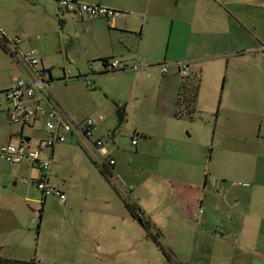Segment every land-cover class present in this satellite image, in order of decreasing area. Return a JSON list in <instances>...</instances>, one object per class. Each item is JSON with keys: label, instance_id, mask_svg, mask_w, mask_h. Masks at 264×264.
<instances>
[{"label": "rangeland", "instance_id": "1", "mask_svg": "<svg viewBox=\"0 0 264 264\" xmlns=\"http://www.w3.org/2000/svg\"><path fill=\"white\" fill-rule=\"evenodd\" d=\"M156 1L163 10L161 18L157 17L166 21L167 26L184 16L181 20L186 24L177 35L176 29L173 30L179 43L175 38L171 40L168 57L178 55L183 45L189 48L190 52L183 58L190 62V66L189 62H183L188 66V74L184 78L177 74L188 87L199 81L195 101L188 104L181 88L178 106L163 102L162 88L158 84L161 76L155 75L153 70V75L145 79L147 84L142 85L144 98L133 94L127 100V116L118 126L114 102H120H112L102 93L83 96L84 92H79V84L85 86L81 79L64 83L61 77L57 82L60 94L67 96V91L76 94L77 106L80 95L81 100L93 101L104 114L96 132L110 136L108 144L104 145L107 144L106 150L108 148L117 161L116 176H103L91 151H85L83 144L71 139L56 147L50 174V183L65 185L70 190L66 193L69 197L62 202L56 195H50L43 204L35 186L28 188L19 182L21 177L30 180L34 171L20 167L18 172H13L12 166L0 161V257L34 264H169L152 238L146 236L123 206L118 194L132 184L137 185L136 191L144 198L151 192L145 205L153 204L152 214L154 218L158 215L159 223L154 227L162 234L160 243L174 256L175 262L264 264V259L257 260L249 252L246 236L229 234L216 239L199 238L193 228H168L171 225L167 218L169 210L162 211L169 209L162 205L164 199L169 201L170 187L187 183L185 177L188 175L200 177L205 169L209 172L215 165L210 163V156L214 159L216 153L229 157L232 163L224 164L222 169L231 181L210 185L217 186L216 192L228 187L233 193H243L253 188L252 176L246 172L241 174L239 166L252 163L255 169L259 168L260 175L264 171V145L256 144L254 139L259 127L264 137V0H146L145 9L149 5L153 7ZM30 3L28 0L15 3L0 0V30L9 39L17 42L20 39V48L25 50L22 39L17 36H21L20 27L24 26L25 37L32 41L30 47L43 57L48 51L46 45H51L47 39L55 41L59 27L45 19ZM54 19L57 20L56 13ZM149 20L152 23L153 19ZM187 24L196 32L195 40L188 44ZM166 39L165 36L158 57L167 53ZM71 40L73 54L68 55L65 64L59 44L57 51L46 57V64L52 66L55 76L63 75L61 68L65 66L74 76L80 73L82 47L76 39ZM234 48L243 49L245 55L237 57ZM259 48H263L262 53ZM85 66L88 69V63ZM19 71L17 63L0 47V88L23 78ZM222 88L225 91L221 99ZM2 101L0 130L4 131L1 134L9 125H14L3 113L7 104ZM77 114L78 111L74 115L77 117ZM44 128L45 120H38L37 131L32 135L38 136V130ZM134 131L139 132L137 146L132 143ZM171 147L177 149L172 151ZM232 150L237 153H231ZM101 151L104 157L103 149ZM98 160L102 161L99 157ZM262 177L259 176L260 184ZM14 181L17 186H13ZM260 184L257 190L261 189ZM224 200H217L218 208H225V202L231 204V198ZM177 250L184 255L179 256Z\"/></svg>", "mask_w": 264, "mask_h": 264}, {"label": "crops", "instance_id": "2", "mask_svg": "<svg viewBox=\"0 0 264 264\" xmlns=\"http://www.w3.org/2000/svg\"><path fill=\"white\" fill-rule=\"evenodd\" d=\"M7 1H9V3H15V1L17 2L18 0ZM19 1L26 2V0ZM28 1L31 2L30 4L33 5L35 9H39L40 14H42L45 19L49 20L51 23H54L55 26L57 23L59 27V32L57 33L56 40L54 41L52 38L47 39L49 43H51V45H46V50L48 51L45 52V55L43 56L45 59L40 55V52H38L42 60L40 67H43L48 72L47 75H50L52 79L49 87L51 89L50 93L52 94L53 99L58 102V106L62 110V113L65 116L66 120L80 123L87 118H93L94 121L93 131L91 135L92 137L90 140H85L83 136L80 137L75 132L68 131L65 133V142L57 143L50 149L41 150V155L53 160L51 166L52 168L57 153L55 151L56 147L58 145L66 144L71 139H76L77 142H80L84 145L83 148L85 151H91L92 155L95 157L96 163L100 165V170L103 169L108 177L114 178L116 176L115 171L117 169V161L114 156H112V152L109 151L108 148L107 150L105 148L108 144V139L110 136L107 134L106 137H104V135L100 132H96L97 124L104 119V114L101 113L97 106H95V103L93 101H89L88 99L85 101L81 100L80 95L77 106V104H75L76 94H69L68 91L67 96L63 95V93L60 94V85H57V82L63 75H53L51 68L52 66L46 64V57H50L52 55V52L57 51L59 44L62 48L61 52H63L65 56V64V62H67L66 60L68 55L73 54V50H71V47H73L74 45L71 38L76 39L77 44L82 47L81 68L80 73L78 72L77 74L80 76L87 75L88 69L86 68L85 63H88V66L89 64H91V70L94 74V81L93 84H91V86H93H86L83 79H81L80 81H83V84L85 86L80 83L79 92L80 90L84 92L83 96H92L95 94L98 95V93H102L110 101L113 102V100H116L120 102L119 104L114 102V113L116 114V109L119 105L124 106V120L127 116V100L131 98L133 94L139 95V97L144 98L142 97L144 93V90H142V85L147 84L145 79L153 75V70L156 71L155 75L161 76V78L158 77V84L162 88L161 93L163 102L167 101L173 106H176V102L179 98V93H181V86H183V84L185 83L177 74L178 67L183 62H189L188 60L186 61L183 58L186 57V53L188 54L190 50L187 45L186 48H184L183 45L178 55L174 57H168V55L170 51V42L175 38L173 34L174 28L176 29L177 35L178 30L186 24L185 21L181 20L184 18V16H181L178 21L172 20V23L167 26L166 21L159 20V17L161 18L163 10L160 9L161 7L159 6V2L157 1L153 5V7L149 5V7H147L148 9H145L146 0H76L81 1L82 3L102 5L112 10L121 12V15L115 18L101 17L96 19L84 17L80 20L74 17L72 14L65 13V11L63 10H58L55 5V0ZM54 8H56L57 12ZM144 12H147L146 15H144ZM54 13H56L57 20L54 19ZM149 18L153 19L152 23ZM176 23L178 24L175 27L174 25ZM187 25L188 27L186 26V28L189 35V39L187 40L188 44V41L192 43L195 40L194 35L196 34V32L192 29V26L190 24ZM20 28L22 31L21 36L17 34L16 35L22 39V48H24L25 50L33 48L30 47L32 45L30 37H25V27L21 26ZM165 36L167 37L165 49L167 53L163 55V57H158L160 49L164 44ZM177 39L175 38L174 41L179 43V40L177 41ZM26 40L28 41L26 42ZM25 43L26 46L24 45ZM259 49H261L262 53L263 48ZM235 54L237 57H242L245 55V51L243 49H236ZM108 59H118L122 62L123 65H126V67L128 68L110 73V71H107L108 67H106L103 63V60L107 61ZM135 62L138 64L139 68L130 70V66L135 64ZM163 66L168 67L167 72H161V68ZM61 70L64 74L66 66L62 67ZM22 73L25 77L26 74L24 73L22 68H20L18 74ZM196 73L199 74V72ZM194 77H196L195 74ZM225 83L226 80L223 78L222 85H224ZM10 84L11 82L1 87L0 92L8 89ZM83 87H86V90ZM89 87L93 89L88 90L87 88ZM223 87L225 88V86ZM63 88L65 87L63 86ZM224 88H222V92L220 93L221 99L225 91ZM1 100L3 99H0V102ZM3 101L7 104V107L4 109L3 113L5 114L8 122H11L8 117V111L11 108V105L5 100ZM77 111L78 114L76 117L74 114H76ZM39 118V120H45V116L40 115ZM218 119H220V115H218ZM11 123L14 125H9L8 130L2 134L1 131H4V129L2 130L1 128V143H5L8 141L19 142L20 140H23L30 143V146H34L38 143L39 139L43 138L44 136V129H42L41 131L38 130V136L35 137L32 135L34 134L37 120L32 125H23L21 123L15 122ZM121 123L122 122L119 123L117 121V124H119L118 126H120ZM138 137L139 132L134 131L131 135L132 140L136 139V143L133 144L134 146L138 145ZM111 138L113 139V133L111 135ZM254 139H256V144L264 145V137H262L261 134V127H259V129L257 130ZM96 140H103L104 144L107 143L106 145H103L101 147V149H103L104 160L95 152L92 147L93 142H95ZM256 144H254V150L257 149ZM171 148L172 151H175V149H177L176 147ZM222 151L225 152L226 149ZM44 152L46 153V156L44 155ZM100 152L102 153L101 150ZM231 153L235 154L237 152L232 150ZM98 157L101 158L104 162L98 160ZM110 159H113L115 161L112 166L107 165V161ZM0 161H3L2 158H0ZM100 162L103 164H101ZM96 163L94 162L95 165H97ZM210 163H214L215 165L211 170H208L209 172H207V170L205 169L202 176L200 177H197L195 175H188L187 177H185L187 183H179V185L177 186L170 187L169 201L164 199V204L162 205L165 207H169V209H162V211L169 210L167 218L168 222L171 225L168 228L177 226H183L190 229L193 228L194 233H197V235H199V238L208 237L209 239H216L217 237H224L229 234H231V236L240 235L241 237L244 235L246 236V238H249V246L251 248L249 249V252H252L255 259L257 260L260 258L264 259V171L262 173V183L260 184L258 180L259 176L262 175L259 174V168L255 169V165H253L252 163H249L248 166H243L242 168L239 166L238 170L241 174H243V172H246L248 173L249 177L250 175L252 176L250 178L251 183H253V188H251L248 192L244 191L243 193H239V191L233 193L232 191H230L231 188L228 187L220 188L216 192L217 186H215L214 188L212 186L210 187V185L213 182L217 185L219 181L227 182L228 180H230V177L224 174L222 169L224 164L232 163L229 157H225L221 155V153H216L214 159L211 155ZM9 166H12L15 169V171L13 172H18V168L20 167H25L31 171H34V176H32L30 180L36 179L38 176H40L39 171L29 164ZM50 174L48 176L49 184L58 187L59 190L64 193L67 198L68 195L66 193L68 191L70 192V190L66 189V187H64L65 185H61L60 187L57 184L50 183ZM19 182L22 185L27 186L28 188L33 185L23 184L21 182V178L19 179ZM259 184L261 186V189L257 190L256 188ZM13 186H17V183L15 181L13 182ZM136 187L137 185L131 184L125 191H122V193L118 195L121 197V200L124 203L127 201L137 203V205H139L142 209L144 216L149 218L157 227L159 225L157 221L158 215L156 216L157 218H154L152 214L153 204H150L149 207L145 205V202H147L148 200L147 198H151L149 196L152 195L151 192L148 193L146 198H144L141 192L136 191ZM47 197L44 198L41 196L43 204L46 203L45 201ZM129 197L131 199H129ZM230 198L231 204L225 202V208L220 209L217 207V200ZM62 202H66V200ZM123 206L125 205L123 204ZM241 208H243L244 211H241ZM40 210H42L43 213V209L41 208ZM181 232L184 233V230H182ZM178 253H180L179 256L183 254L180 250L178 251Z\"/></svg>", "mask_w": 264, "mask_h": 264}, {"label": "built area", "instance_id": "3", "mask_svg": "<svg viewBox=\"0 0 264 264\" xmlns=\"http://www.w3.org/2000/svg\"><path fill=\"white\" fill-rule=\"evenodd\" d=\"M55 2L58 10L72 14L80 20L84 17L97 19L101 17L115 18L121 15L119 11L97 4L82 3L76 0H55ZM3 34L1 32L2 37H6L4 38L5 41L3 39V42L9 49L8 55L17 63L19 68H22L26 76L12 81L8 89L0 92V99L5 100L11 105L8 111V117L11 122L32 125L42 115L45 116V131L43 138L39 139L38 143L34 146H30V143L23 140L0 143V158L8 165L29 164L36 168L40 176L32 180L21 177V182L25 185L33 184L44 198L56 195L61 201H65V194L58 187L49 184L48 181L53 160L43 157L40 151L50 149L57 143L65 142V133L68 131H73L78 136H83L85 140H90L94 124L93 118H87L80 123L66 120L62 110L58 106V102L53 99L50 93V75L48 76V72L43 67H40L42 60L38 50L33 48L22 50L20 48V39L17 42L16 40L9 39L6 35L3 36ZM106 67H108L107 71H110V73L128 68L118 59H108ZM91 68L92 66L89 64L88 73L85 76H74L66 69L61 80L66 83L74 79H83L86 86H91L94 81V74ZM130 68V70H135L139 66L135 62ZM161 69L162 73L167 72L168 67L163 66ZM188 71V66L182 63L179 65L177 73L184 78L187 76ZM132 143L135 144L136 139H133ZM103 145V140H96L92 146L102 159L103 155L100 150ZM103 160L102 162H104ZM114 162L113 159H110L107 161V165L112 166Z\"/></svg>", "mask_w": 264, "mask_h": 264}, {"label": "trees", "instance_id": "4", "mask_svg": "<svg viewBox=\"0 0 264 264\" xmlns=\"http://www.w3.org/2000/svg\"><path fill=\"white\" fill-rule=\"evenodd\" d=\"M1 30H0V47L1 50L3 52H5L6 54L8 53V48L6 47V45L3 42V39L6 38L4 36V38L1 35ZM5 41V39H4ZM103 63L106 66V60H103ZM123 70V69H121ZM199 81H197L196 84H193L191 86H186V84L184 83L183 86H181V88L184 89L185 91V95L187 98V103L191 104L193 101H195L196 96L198 94V87H199ZM179 102H181V96H179L178 101L176 102V105H179ZM116 114H117V121L120 123L122 122V120L124 119L125 116V109L124 106L119 105L116 109ZM119 125V124H118ZM100 172L103 175H106V172L102 169L100 170ZM127 211L129 212L130 216L137 221V223L140 225V227H142L146 233V236L148 238H152L153 243L159 248V250L162 252V254L165 256V259L167 260V263L169 264H180L178 262L174 261V256H172V254H168L167 249H165V247L163 245H161L160 243V237L162 236L160 234V232L154 227L155 225L152 223V221L144 216V213L142 212V209L140 208L139 205H137V203L135 202H125L124 203ZM41 214H42V210H40V214H39V219L41 220ZM0 264H34L33 262H26L23 260H10L9 258H3L0 257Z\"/></svg>", "mask_w": 264, "mask_h": 264}, {"label": "water", "instance_id": "5", "mask_svg": "<svg viewBox=\"0 0 264 264\" xmlns=\"http://www.w3.org/2000/svg\"><path fill=\"white\" fill-rule=\"evenodd\" d=\"M50 80H52V79H51V76H50Z\"/></svg>", "mask_w": 264, "mask_h": 264}]
</instances>
